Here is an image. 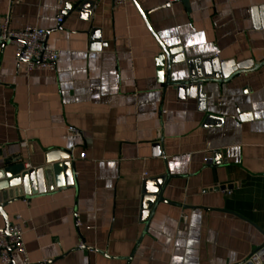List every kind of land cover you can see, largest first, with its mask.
Returning a JSON list of instances; mask_svg holds the SVG:
<instances>
[{
    "label": "crops",
    "instance_id": "obj_1",
    "mask_svg": "<svg viewBox=\"0 0 264 264\" xmlns=\"http://www.w3.org/2000/svg\"><path fill=\"white\" fill-rule=\"evenodd\" d=\"M82 1L0 0V29L42 28L60 53L29 71L0 44V168L52 150L74 167L75 185L5 208L30 264L246 263L264 246V0ZM162 45L184 61L165 56L161 82ZM210 58L260 67L205 82L204 99L167 84ZM165 176L145 215L144 182Z\"/></svg>",
    "mask_w": 264,
    "mask_h": 264
},
{
    "label": "water",
    "instance_id": "obj_2",
    "mask_svg": "<svg viewBox=\"0 0 264 264\" xmlns=\"http://www.w3.org/2000/svg\"><path fill=\"white\" fill-rule=\"evenodd\" d=\"M87 1L89 2L90 0ZM87 1H82L75 6V9L80 12V9L84 8L88 3ZM68 8L73 9V6L69 5ZM162 47L164 52L159 58V63L162 67L160 70L161 82L164 79L165 56L170 58V61H184V56H179L182 55L180 47L166 48L164 45ZM187 65L189 72L187 80L171 83L167 79V84L175 85L182 96H192L200 99L205 97L201 92L205 82L211 80L226 81L239 72L255 70L260 67V65H254L253 62L238 65L235 62H221L219 58L190 60ZM168 179L169 176L160 178L155 181L157 183L153 188L149 185L150 181L144 182L142 210L145 215L150 212L152 215L158 204L164 201L163 191ZM73 185H75V178L70 152L49 151L45 156L44 166L37 168H27L25 163L19 159L10 158L5 160L3 167L0 168V216L5 222L3 230L7 231L10 226L5 208L20 200ZM220 189L225 190L226 187L223 186Z\"/></svg>",
    "mask_w": 264,
    "mask_h": 264
},
{
    "label": "built area",
    "instance_id": "obj_3",
    "mask_svg": "<svg viewBox=\"0 0 264 264\" xmlns=\"http://www.w3.org/2000/svg\"><path fill=\"white\" fill-rule=\"evenodd\" d=\"M115 6L124 5L126 0H110ZM179 0H170L176 3ZM64 21V15L58 18V24ZM10 18L6 17L1 25L0 44L9 43L15 47V59L18 63H25L29 71L46 69L55 71L60 53L47 44V32L38 27L29 26L23 30L15 31L9 27ZM85 158V155H82ZM208 164L213 163L212 157H207ZM147 175V174H145ZM230 195L231 190L226 189ZM181 222L187 227L189 218L181 215ZM24 225L21 217H16V222L10 224L7 231L0 229V264H12L13 253L22 257V264H30L28 253L23 242ZM247 264H264V246L256 251L246 262ZM244 263V264H246Z\"/></svg>",
    "mask_w": 264,
    "mask_h": 264
}]
</instances>
